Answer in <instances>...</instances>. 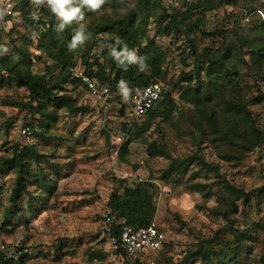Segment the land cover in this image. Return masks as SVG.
Here are the masks:
<instances>
[{
  "label": "rangeland",
  "instance_id": "obj_1",
  "mask_svg": "<svg viewBox=\"0 0 264 264\" xmlns=\"http://www.w3.org/2000/svg\"><path fill=\"white\" fill-rule=\"evenodd\" d=\"M140 5L141 0H104L91 9L82 0H74L72 7L80 12L65 25H72L73 38L80 32L83 39L75 47L70 44L76 64L71 79L87 75L85 72L94 67L89 65L99 55L112 53L115 34L98 29L100 32L87 38L88 30L136 11L137 25L148 21L147 36L155 37L166 55L162 63L165 78L160 81L168 84L176 110L169 118L145 119L137 138L125 147L121 104L96 100L80 80L68 82L62 87L82 109L75 113L60 110L50 130L52 138L43 142L28 127L33 125L39 131L38 116L25 108L29 90L19 86L14 77L0 83V148L5 149L4 144H35L40 152L48 153L50 163L45 164V173L54 169L51 177L57 183L55 191L44 193L34 203L27 196L23 198L21 211L5 228L2 223L5 209L11 205L15 172L0 165V235L11 247L20 245L33 251L24 264H129L104 235L103 218L111 210L108 202L113 191L149 181L156 205L152 221H157L166 235L155 264H180L187 258L188 264H209L207 255L213 249L221 252L225 243L240 246V254L235 257L231 252L223 263L213 255L214 264H264V192H257L250 202L236 200L231 193L232 187L249 192L264 185V140L253 144L257 139L251 133L248 140L226 139L225 132L237 117L227 110L225 102L218 98L211 102L212 124L181 97L182 86L187 85L184 75L199 78L197 62L205 64L206 56L214 58L217 49L223 53L231 46L224 66L214 70L217 78L232 81L222 91L223 98L244 105L264 130V56L257 62L250 50V41L264 43V19L258 13L264 12V0H215L214 9L191 19L184 16L179 0H150L149 9ZM45 9L63 20L52 12L48 0H42L41 10L34 12L38 21H47ZM170 15L176 17L178 28L167 34ZM196 19H202L200 29L193 27ZM5 21L7 25L0 27L4 65H14L22 73L27 67L23 52H29L32 72L46 75L48 83H59L64 78L62 70L39 45L37 32L45 25L37 22L30 28L20 12ZM1 75L9 76V72L4 69ZM198 83L195 78L191 84ZM125 90L121 86L114 95L126 94ZM238 118L241 128L247 129L249 121L242 113ZM151 143L165 145L170 156L150 154ZM2 155L9 154L3 151ZM233 201L237 208L231 210ZM203 246L201 254L198 251Z\"/></svg>",
  "mask_w": 264,
  "mask_h": 264
},
{
  "label": "trees",
  "instance_id": "obj_2",
  "mask_svg": "<svg viewBox=\"0 0 264 264\" xmlns=\"http://www.w3.org/2000/svg\"><path fill=\"white\" fill-rule=\"evenodd\" d=\"M182 2V8H184V16L186 19H191L197 14H205L215 8V0H179ZM230 3L237 0H228ZM42 0H38V4L33 9L26 2H22L17 6V11L20 12L27 20V25L33 28L37 22H41L45 25V29L39 34V45L45 47L46 51L50 55L56 67L62 70L64 78L59 83H48L46 75L32 72L33 58L29 52H23V61L27 67L22 73L15 70L14 65H4L5 57L0 59V72L6 69L9 72V76L1 75L0 83L10 82L14 77V81L22 87H26L29 90L28 100L25 103V108L29 114L38 116L37 127L28 125L30 131L40 138L43 142L49 141L52 138L50 134L51 127L57 121L59 117V111L65 110L67 113L79 112L82 107H79L76 99L67 91H65L63 84L71 82L72 84L80 80L89 91L87 85L83 82L82 76L73 77V69L76 66L73 60V53L70 51L73 38V33L70 27L65 25L64 20H57L54 15H50L48 10L45 9V17L47 21L42 18L37 19L34 13L38 9L41 10ZM150 0H141V8L149 9ZM39 10V11H40ZM44 10V9H43ZM136 11L119 19L112 24H106L104 27L99 26L96 29L90 28L87 33L94 35L98 29H104L106 31L115 34L112 41V53L109 56L99 55L95 60L87 61L89 66H94L85 74L91 77L98 78L102 83L107 84L115 91L121 86L126 89L134 88L136 86H144L155 82H161L160 79H164L165 75L162 69L163 60L166 55L160 50L155 37H149L146 34L148 21H141V26L137 25L134 16ZM11 18V17H10ZM176 17L170 15V20L165 26L166 33L169 34L178 28L176 23ZM203 18V17H202ZM9 19L8 17L0 16V20ZM185 19V18H184ZM264 19V18H263ZM202 19H196L193 23L194 28L201 27ZM264 23V20H263ZM63 25V27L61 26ZM232 47H225L223 53H220L221 48L217 49L214 58L207 57V62L202 64L197 62L198 76L193 74L184 75V81L187 82L186 86H182L181 97L191 103H193L198 109V113L207 121L215 124L209 113V107L212 101L215 99L222 100L226 104L228 111H231L237 117L231 126L230 131L225 132V138L234 142L235 137H243L248 140L249 133L256 137V141L253 144H258L264 140V130L257 126L251 114L241 103L230 102L224 100L222 91L225 87L232 83L231 80H221L215 76V69L217 66L223 67L225 59L229 58V54ZM250 50L252 58L257 62L260 61L259 57L264 56V43L260 41H250ZM4 50L0 49V52ZM104 54V53H103ZM105 58V61H101L99 58ZM88 66V68H89ZM88 70V69H87ZM204 72V73H203ZM207 75L209 79H203L201 75ZM198 80V85L193 86L191 83L194 79ZM168 87V84L161 82ZM117 100L121 104L123 119V131L127 136V140L124 146L127 147L130 142L137 138V132L143 122L146 120L152 121L158 117L169 118L176 110L177 105L175 99L172 96V92L167 90L164 98L157 101L154 106L149 110L147 116L134 127L128 126L127 111L132 108V96L122 94L115 95L108 101ZM262 101V99H259ZM243 114V118L249 121V127L246 129L241 128L238 115ZM37 129V130H36ZM249 129V130H248ZM5 149L0 148V165L12 169L15 172V182L12 187V193L10 196L11 205L5 209L4 221L2 227L12 223L11 220L16 217L21 211L20 201L26 196L30 203L37 201L38 197H44L46 192H53L57 186L55 179L51 177L54 169L50 170L49 174L45 173V164L50 163L48 153H42L37 149L35 144L23 145L21 143L12 145H3ZM5 151L6 154L2 155ZM148 152L155 155H163L169 157L165 145H157L151 143L148 146ZM45 162V163H44ZM44 164V165H43ZM33 187V190L30 189ZM257 192H264V185L259 189H254L246 192L243 189H237L232 187V194L236 200H244V202H250ZM109 207L113 215L119 221H125L126 223L140 227L149 225L155 214V193L153 185L149 181H140L134 186L124 185L122 191H113L110 195L108 202ZM237 208L236 201H233L230 209ZM6 228V227H5ZM119 227H117L118 229ZM201 247L199 253L204 254ZM240 246L232 247L230 244L225 243L223 250L218 252L212 251L207 255L208 263L214 264L212 256L214 255L219 259V262H225V258L233 252L235 257L240 254ZM188 259V258H187ZM184 259L180 264H188V260ZM25 260V259H23ZM198 260V259H197ZM0 264H13V261L5 253L0 251ZM138 264H143L139 262ZM219 264V263H218Z\"/></svg>",
  "mask_w": 264,
  "mask_h": 264
},
{
  "label": "built area",
  "instance_id": "obj_3",
  "mask_svg": "<svg viewBox=\"0 0 264 264\" xmlns=\"http://www.w3.org/2000/svg\"><path fill=\"white\" fill-rule=\"evenodd\" d=\"M22 2H26L31 9L38 4V0H0V11L4 13V17H14L18 12L17 6ZM258 13L264 18V12L258 10ZM249 16L247 15V19ZM6 25L7 21L0 20V27ZM81 76L90 94L96 100L105 102L115 96L109 85L99 82L89 75ZM167 90L168 87L161 82L126 89V95L132 96L133 103L132 108L127 111L128 126L132 128L142 121L154 104L164 98ZM103 221L104 235L123 253L129 264H138L145 260H148L149 264H155V255L160 252L166 242V235L160 229L157 221H152L147 226L136 227L125 221H119L111 210L105 213ZM117 227L119 228L117 229ZM0 251L10 257L13 264H24L25 260L23 259L33 256V251L29 247L20 245L11 247L1 235Z\"/></svg>",
  "mask_w": 264,
  "mask_h": 264
},
{
  "label": "clouds",
  "instance_id": "obj_4",
  "mask_svg": "<svg viewBox=\"0 0 264 264\" xmlns=\"http://www.w3.org/2000/svg\"><path fill=\"white\" fill-rule=\"evenodd\" d=\"M74 0H48V4L51 6V10L58 17H62L65 23L71 22L77 14L80 12V9L77 7H72ZM84 4H87L91 9L98 8L104 0H82ZM4 13L0 11V16H3ZM63 27V25H61ZM83 34L78 32L77 35L73 38L72 46L75 47L77 42L82 41Z\"/></svg>",
  "mask_w": 264,
  "mask_h": 264
}]
</instances>
